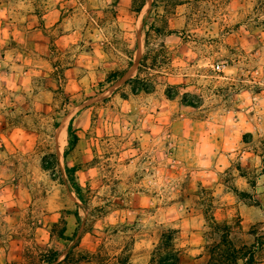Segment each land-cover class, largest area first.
Listing matches in <instances>:
<instances>
[{"label":"rangeland","instance_id":"rangeland-1","mask_svg":"<svg viewBox=\"0 0 264 264\" xmlns=\"http://www.w3.org/2000/svg\"><path fill=\"white\" fill-rule=\"evenodd\" d=\"M245 256L264 264V0H0V264Z\"/></svg>","mask_w":264,"mask_h":264},{"label":"trees","instance_id":"trees-1","mask_svg":"<svg viewBox=\"0 0 264 264\" xmlns=\"http://www.w3.org/2000/svg\"><path fill=\"white\" fill-rule=\"evenodd\" d=\"M114 76H115V74H112L111 76H109V78H112V77H114ZM68 130H69V133H70V135H71V137H70V143H71V146H72V145L74 144V141L76 140V136L72 133V127H71V125L68 127ZM225 242H226V240L216 239V238H215L213 243H214L216 246H219V244H221V243H225ZM244 258H245V260H244L243 264H252L251 260H249L247 256H245ZM175 262H176V263H175ZM175 262L172 263V264H177L176 259H175Z\"/></svg>","mask_w":264,"mask_h":264},{"label":"built area","instance_id":"built-area-1","mask_svg":"<svg viewBox=\"0 0 264 264\" xmlns=\"http://www.w3.org/2000/svg\"><path fill=\"white\" fill-rule=\"evenodd\" d=\"M215 68L219 70L220 69V65L216 64Z\"/></svg>","mask_w":264,"mask_h":264}]
</instances>
